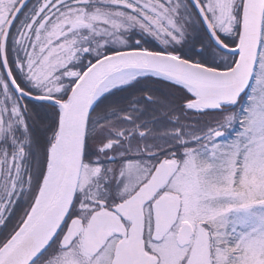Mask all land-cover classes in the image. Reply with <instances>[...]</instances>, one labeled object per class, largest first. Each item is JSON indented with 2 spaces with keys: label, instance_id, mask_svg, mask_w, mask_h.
<instances>
[{
  "label": "snow or ice",
  "instance_id": "1",
  "mask_svg": "<svg viewBox=\"0 0 264 264\" xmlns=\"http://www.w3.org/2000/svg\"><path fill=\"white\" fill-rule=\"evenodd\" d=\"M0 264H264V0H0Z\"/></svg>",
  "mask_w": 264,
  "mask_h": 264
},
{
  "label": "flooded vegetation",
  "instance_id": "2",
  "mask_svg": "<svg viewBox=\"0 0 264 264\" xmlns=\"http://www.w3.org/2000/svg\"><path fill=\"white\" fill-rule=\"evenodd\" d=\"M158 87H161V88H162L163 86H162V85H158ZM125 94H126V93H125Z\"/></svg>",
  "mask_w": 264,
  "mask_h": 264
}]
</instances>
